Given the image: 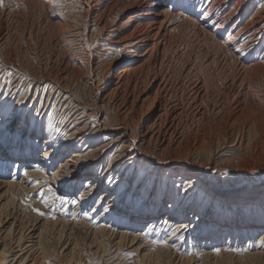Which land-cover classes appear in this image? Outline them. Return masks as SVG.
<instances>
[{"label": "rangeland", "instance_id": "rangeland-1", "mask_svg": "<svg viewBox=\"0 0 264 264\" xmlns=\"http://www.w3.org/2000/svg\"><path fill=\"white\" fill-rule=\"evenodd\" d=\"M101 1L107 2L108 0H100L99 2ZM135 1L122 0V5L118 8H107L104 11L103 5L97 6L103 15L100 19L101 23L96 24L97 19L86 12L87 0L86 2L82 0H3V4L0 5V37L2 38H0V93L4 92V103L8 102L14 91V89L9 88V84L17 73L13 65L8 64L10 58L12 63L30 64L31 69L35 68L36 70L39 66L40 75L49 70V73L52 72V75L57 76L55 72H61L62 68L72 69L73 67L77 69V75L73 76L68 90L77 95L82 106L86 107V114L90 115L89 128L86 132L92 134L91 130L97 126L95 122L97 120L104 123V128H100V131L108 133L106 135L101 134V137L105 139L96 137V140H92L93 146L97 147L100 143L109 142V146L118 150L125 144L124 146L132 152L131 154H145L161 160V167L151 164L152 173L146 180H148V185H151L152 182H156V184L152 185L155 189L151 187L154 195L151 197L148 195L144 200L146 203L156 200L162 187L166 186L179 190L181 182L177 183L176 179H172V176L176 177L174 175L176 168L175 170L170 169L173 167L172 162L174 161L182 163V166L185 162L194 166V169H199V172H202L203 176L205 175V180L208 183L222 184L223 186L240 185L241 188L248 184H253L252 186L262 185L263 187L264 104L262 103L264 102V73L256 75V72H252L255 67L250 71L245 67L260 63L264 66V59L261 58L264 53V36L257 45V49L256 47L250 50L246 47L241 50H233L232 48L235 44H239L253 28L260 25L261 22L259 21L260 23L253 24L243 33L239 31V34L233 35L261 5L264 6V0H246L243 5H236L238 0H226L227 10L235 15L228 25L222 27L218 34L214 33L213 35H209L208 32L214 26L204 31L197 24L202 17L201 15L207 14L206 9L200 7L206 0H202L200 5V0L190 4L188 0H177L178 3L172 2L173 0H161L160 5L154 6L151 12H147L148 17L151 18L150 13L154 11L166 9L173 5L167 15L164 13L158 17L160 20L165 17L166 25L171 22L173 25L169 27L164 40L159 42V47L148 51L146 50L148 47L139 48V52L136 54L144 53L143 57H136L138 55L124 49L127 41L122 42L120 40L115 43L131 30L132 23H127L125 19L136 8ZM147 4L140 6L139 10L144 11V6ZM215 9V14L220 13V18H223L225 12L217 11L218 7ZM181 11L185 14L178 16V12ZM102 26L103 32H100ZM116 27L118 29H115ZM76 28L82 31L83 37L74 38L71 35V32ZM106 34L112 35L110 41L105 39L104 35ZM223 41L226 42V45L222 43ZM245 48L246 50H243ZM127 59L131 60L130 67L133 69L127 71V75V72L125 73L122 79L124 85L122 83L120 88L111 93L113 95L107 100L109 103L106 100L107 103H102L100 100L103 98V93L100 90L106 89L103 78L109 71L113 72L114 67L120 69V63ZM46 61H49V64ZM25 70L23 68L18 74L21 75L19 78L21 79L19 98L24 96L23 99L27 101L26 108L22 105L26 112L33 108L37 110L41 99L43 100L42 104H45L52 87L54 86L56 90L57 86L47 82V85L44 83L39 85L40 88H37L36 82L28 77V71ZM255 81L261 85V94L253 92L255 85L253 82ZM158 83L160 84L158 92L155 91L156 95H153ZM150 84L153 87L151 89ZM195 84L203 88L202 94L199 96H195ZM25 88H28L27 93L24 91ZM250 89L257 101L258 99L261 101L263 98L257 108L251 106L256 100L253 98ZM55 90L51 97L56 95ZM143 93L147 94L141 98L148 95L144 101L138 99ZM13 102L16 104L17 98L8 102L9 109L13 106ZM130 104L131 106L134 105L133 109H128ZM62 106L56 104L53 110L50 106L49 111L45 112L44 118L51 114L53 116L51 118L54 119L58 127H67L64 129L66 132L72 123L69 124L65 121V116L69 113L67 110L62 111ZM174 113L175 116L173 117ZM156 114L158 117H155ZM142 115L144 119L140 120ZM154 120H156L155 128H148L150 131L152 130L151 132L146 130L147 126ZM165 128H167L166 131ZM16 130L15 125H13L10 131L14 134L5 136L4 141L0 142L4 145V148H0V157L4 156V149L15 147ZM59 132L65 136L61 130ZM152 132L154 136L151 138V144L148 147L146 142ZM22 134L24 135L23 139L28 136L31 140L34 138L31 136L32 133L22 132ZM118 136H120L119 140H116ZM88 141L90 140L88 139ZM22 142L24 145L27 143L24 140ZM42 145L48 146L47 143L45 144L44 138L39 137L38 147H29L32 153L35 152V157L39 159H44ZM86 146L84 145V148ZM164 147L167 149L163 151L162 148ZM21 151H24V147ZM66 157L70 158L71 156L65 153L59 159L53 157V163L45 168L44 175L34 172V166H37L35 162L26 165L17 164V168L12 162L0 168V251L5 246L2 264H156L153 263L155 259L150 262L149 258L146 257L163 246L166 250L173 252L175 261L178 257L175 252L185 251L186 248L187 250L180 255L186 258L194 254L192 259L195 262L192 264H222L223 256H226L228 252H232L231 255L236 259L234 264H237L240 256L246 254H259V259L264 257V239L260 238L261 235L258 236L262 231L254 233V236L247 241L244 239L235 240L232 244L221 239L217 244L205 245V240H191L190 231H186L187 228L184 229L183 227L174 233H170L171 229L159 231V227H149L150 223L147 220L140 227H134L132 224L116 226L114 223L126 224L128 222L127 216L121 213L120 208L118 212V208L114 209L116 211L111 218L105 214L100 215L103 211L98 206L93 213L89 211L92 210L90 205H95L98 198H101L99 203L101 206L108 202L109 198L103 195L102 188L97 187L96 192L92 194L94 201H90L89 206L76 204L75 198H78L79 190L84 188V179L80 186L71 185L74 189L71 191V196L67 197L69 202L64 200L65 202L61 205V201L56 200L55 210L50 212V209L41 202L39 192L41 190L47 192L48 187H51L58 196L64 197L63 194L66 192L64 188H70L66 184L68 181L60 177L51 180L48 178V171L55 174L60 173L62 169L58 162L63 161ZM111 157L110 152L105 153L103 165H107ZM3 162L2 160L1 164ZM68 162V164H72L71 161ZM144 166L142 162L126 169L129 172L132 169L133 172L126 189L131 196L136 192V189H133L134 181L143 172ZM119 167L120 165L114 169L113 178H116ZM20 168L28 170H21ZM35 168L41 172L44 169L42 166ZM155 173L156 176H154ZM70 176V180H72L73 174ZM166 176L169 178L167 179ZM176 178L178 179V177ZM20 179L25 181L26 192L19 193L18 190L6 188L5 182L15 183ZM35 181H39V185ZM119 186L122 187L123 185L120 184ZM156 187L159 188V191ZM194 189L196 194L191 197L193 204L200 205L202 203V208L210 207L212 214L222 211L224 207L227 214L231 212V208L228 209L226 206L223 207V204L209 201L210 197L202 195L198 187L194 186ZM49 203L52 202L49 201ZM183 204L182 202L181 206ZM165 208H167L166 205ZM33 209L50 214L39 215ZM81 209L83 211H80ZM255 210L251 209V211ZM262 210V207H258L255 214L263 212ZM251 211L249 212L251 213ZM85 212L89 213L88 217H82ZM244 212H241V215L248 213ZM52 216L55 218H51ZM122 216L123 218H121ZM191 216L194 217V212L188 214V218ZM96 218L98 221L104 222L107 231L105 235L102 232L93 237L95 227L88 228L87 225L84 227L87 221ZM65 220L76 221L78 224L71 234L65 229L59 230L58 225L53 226V223L58 224ZM162 221L163 218L159 219L157 224L163 226L164 222ZM203 222L205 223V221ZM44 223H48L47 231L43 230ZM40 231H43L44 235L50 238L45 239L47 241L45 247L48 250L43 252V256L40 254L39 237H33L37 236ZM20 233H22V238L19 243L23 244L22 247L16 243ZM120 237L121 239L124 238L125 244L117 248ZM153 241H166V245L153 244ZM31 242H36L33 250L26 248ZM9 247L14 249L10 250ZM216 249H219V252ZM228 249H240L241 251ZM115 252H117V258H113ZM131 253H135V255H130ZM27 254L29 256H26ZM207 254L209 255L206 256ZM160 260L162 261V259ZM215 260L217 261L215 262ZM249 264L251 263L249 262Z\"/></svg>", "mask_w": 264, "mask_h": 264}, {"label": "bare ground", "instance_id": "bare-ground-1", "mask_svg": "<svg viewBox=\"0 0 264 264\" xmlns=\"http://www.w3.org/2000/svg\"><path fill=\"white\" fill-rule=\"evenodd\" d=\"M82 1L86 2V0H82ZM87 1L88 2H86L87 3L86 5L88 6V8H87L86 12L88 14H90V16L95 17L97 19L96 24L101 23L100 19L103 15L101 13L102 11H100V8L97 6L103 5L102 9L104 11L105 9L107 10V8L113 9L115 7L118 8L120 5H122V3H121L122 0H108L107 2H105V1L99 2L100 0H87ZM160 1L161 0H136L135 1V7L136 8L133 10V12L131 14H129L127 19H125V21L127 23H130V22L132 23L131 30L125 36H122L121 38H119V40L115 41V43H118L120 40L122 42L127 41L124 49L135 53V55H138L136 57H143L144 56V53L136 54L137 52H139L140 47H148L146 49L147 51L152 50L153 48L159 47V45H160L159 42L164 40L165 35H167L166 32H168L169 27L171 25H173L172 22L169 23L168 25H166L165 17L163 20H160L158 18V17L162 16L164 13L167 15V12H169V9L172 8L173 5L169 6L166 9H159L157 11H154L153 13H150L152 15L151 18L148 17L149 14L147 12H149V11L151 12L153 10L154 6L160 5L161 4ZM197 1L198 0H188V3L189 4L190 3H196ZM172 2L178 3L177 0H173ZM201 2H202V0H200L199 5L201 4ZM146 3H148V4L144 6L145 7L144 11L139 10V7L143 6V4H146ZM226 3H227L226 0H206L203 5H200L201 8L206 9L207 14H202L201 15L202 17L199 19L197 24L200 27H202V29L204 31H205V29H210L211 26H214L212 28V30L210 32H208L209 35H213L214 33L218 34L220 32L219 30L222 29V27H225L226 25H228V23L231 21V19L235 15V14L231 13L229 10H227ZM236 3H237L236 5H243L246 3V0H238ZM191 6H192V4H191ZM216 7H218L217 11L221 10V13L225 12L223 15V18H220V16H219L220 13L215 14V11H216L215 8ZM184 14L185 13H182V11H181V12H178L177 15L181 16ZM133 18H136V20H133ZM257 22H259L260 25L253 28L252 31L247 33L245 35V37L239 42V44H235L234 48H232L233 50H241L244 47H246L248 50L255 48V47L257 49V45H259V43L261 42V38L264 36V6H262V5L246 20L244 25L241 28H239L238 31L236 33H234L233 35H236L237 33L239 34V31H240V33L241 32L243 33V31H245L247 28H249L250 26H252L253 24H255ZM115 29H118V28L116 27ZM100 32H103V26L100 27ZM71 35L74 38L83 37L82 31L79 28L74 29L71 32ZM104 36H105V39L107 41H110L109 39L112 35L106 34ZM129 39H131L132 41L131 40L129 41ZM150 43H151V45L149 46ZM222 43L224 45H226L225 41H223ZM3 44H4V42H3ZM246 48L243 50H246ZM131 58H134V57H131ZM261 58L264 59V53L261 56ZM130 59L129 60L128 59L123 60V62L120 63V66H121L120 69H122V70L114 67L113 72L109 71L107 73L106 77L103 78L104 83H106L104 85V87L106 89L103 88L100 90V92L103 93V98H102V100H100V101H102V103H104L105 100L107 101L108 98L113 95L111 93H114L116 89H118L122 86V83H123L122 79L125 76V73L127 71L133 69V67L132 68L130 67V65H131ZM10 61H9L10 63L8 62V64H12L13 67L15 68V70H17V73H15V78L13 79L12 82H10L11 84H9V88L14 89V91L12 92L11 97L8 99V102L14 101L15 98H17V102L15 104L16 107L22 108V105L19 103V101L24 98V96L19 98V95L21 93L19 91V90H21V87H20L21 79H19V78L21 77V75L18 74V72H20L23 68L26 69L25 71H28V75H29L28 77H30L31 80H34L36 82L37 88H40L39 85L44 84V83H46V85H47V82H49V83L55 84L57 86V89L55 90L54 86L52 87L51 91L49 92V96L47 97L45 104H42V101H43L42 99L40 100L39 106L36 110L37 112L40 113L39 116H37L34 120H31L30 123L26 127H23V128L16 130L15 137H14V139H15L14 146L15 147L4 149V152H5L4 156L0 157V168H3V166H7V164L12 163V162L16 165L15 168H17L19 164H22V165L25 164L26 165V164H29L30 162L31 163L35 162V164L37 166H34V169H35L34 172H38L40 175H44L45 174V171H44L45 168H47L48 165L53 163V160H52L53 157H54V159L56 157H57V159H59L61 156L65 155V153H66L71 157L70 158L66 157L63 159V161L58 162L60 164L59 167L62 169V171H60V173H57V174L48 171L50 173V174L48 173V175H49L48 178H50L51 180L52 179H58L60 177L62 179H66V181H68L66 184H68L70 186V188H68V187L64 188V190L66 192H64V194H63L64 197H61V198L63 200H65L66 202H69V199H67V197L71 196V194H72L71 191L74 189L73 187H71V185L73 184L74 186H80L81 181L84 179L85 181L83 182V185L91 184L92 188L89 189L88 191H85V187L81 188L79 190L78 198H75V200H76V204H81L82 206L83 205L85 206L87 204L89 206L90 201H94L92 194L96 192V190L98 189L97 187L102 188L103 189V192H102L103 195L106 198H109L108 202L106 204H104L103 206H101L99 204L101 201V198H98L96 200L95 205H92V206L90 205L92 210H89V211H91V213H93V211H95V208L98 206L103 211L100 213V215L105 214L106 216L111 218L114 216V212L116 211L114 209L118 208V210H117V212H118V211H120L119 210V208H120L122 210L121 213L124 216H127L128 222L126 224L114 223V225H116V226L121 227V226H125L128 224H132V225H134V227H140V226L144 225L145 221L147 220V222L150 223V224L148 223L149 227H157V228L159 227L158 228L159 231L161 229L162 230L163 229L164 230L171 229L170 233H174V231L177 232L179 228L183 227L184 229L187 228L186 231H190V239L191 240H195V241L196 240H200V241L205 240L204 241L205 245H208L209 243L217 244L221 239L222 240L225 239V241L227 243L230 242L232 244L235 242V240L241 241L244 239L247 241V240H250L254 236V233L261 232V231H262L261 234H259L258 236L261 235L260 238L264 239V185L262 187V185L261 186H259V185L252 186L253 184H248L245 187L241 188L240 185L223 186L222 184L220 185V184L208 183L205 180V175L203 176L202 172H199V169L196 170V169H194V166L189 165L185 162H184V166H182V163L180 164L178 161H174V162H172L173 167H171L170 169L173 168V170H175V168H176L175 172L174 171H171V172L172 173L174 172V175L176 177H178V179L176 177H173V176H172V179L173 180L176 179L177 183L182 182V181H188L189 183H191L193 185V187H192L193 189H190L187 193H184V192H180L178 189L176 190L174 188H170V187L165 186V187H162L160 189L161 192L157 196L156 200H152V202L146 203L144 200L147 198V196L150 195V197H151L154 195L153 194V188L155 189V187H153L152 185L156 184V182L155 183L152 182L151 185L147 184L148 180H146V179L152 173L151 172V170H152L151 164H155V165H158L161 167V165H160L161 160L159 161L158 159L151 158V156L145 155V154H143V155H139V153L131 154L132 152H130L128 149H126V146H124L125 144H123V146H121V148H119L118 150H114L111 146H109L110 145L109 142L108 143L104 142L102 144L100 143L97 147L93 146L94 143H91V142L96 140V137L100 138L101 134L106 135L108 133L100 131V128H104V123L97 121V120L95 121L97 123V126L91 130L92 134H88L86 132L87 129L89 128L88 122H90L89 121L90 115L86 114V107L82 106L77 95H74L73 93H71L70 90H68V87L71 86V81L73 79V76L77 73V69L73 68V67H72V69L71 68L67 69V67H65V68H62L61 72L59 71L60 72L59 75H58L59 72L58 73L55 72V74H57V76L52 75L51 74L52 72L49 73L50 72L49 70L47 73H43L42 75H40L41 72H40V69L38 68L39 66L35 70V68L31 69L29 67L30 64L24 65V64H22V62L21 63H19V62L18 63L17 62L12 63L13 61L11 58H10ZM46 62L49 64V61H46ZM170 62H172V61H170ZM76 66H78V65H76ZM262 67L264 68V66H262L260 63V64L249 65V66H246L245 68L249 69V71L253 70V68H254L255 70L252 72H256L255 74L259 75V74L264 73V69ZM127 74H128V72L126 73V75ZM113 79H115V80L113 81ZM144 80H146V79H144ZM125 82H126V78H125ZM110 83H112V84L110 85ZM253 83H255L254 90L251 88L253 90V92L255 91V92L260 93L261 92L260 83L258 81L257 82L255 81ZM46 85L44 86V88L46 87ZM123 85H124V83H123ZM149 86H150V89L153 88L151 84ZM163 86H164V84H163ZM159 87H160V84L158 83L157 86L155 87L154 93H155V91L158 90ZM12 89H11V91H12ZM202 89H203L202 86H198L197 84H195V86H194L195 96L201 95ZM54 90L57 93L55 96L51 97V95L54 93ZM60 90H62V91H60ZM252 90L250 92L252 93V96L255 99ZM24 91L27 93L28 88H25ZM0 92H1V88H0ZM203 92H204V90H203ZM146 94L147 93L141 94L138 99L139 100L141 99L144 101V98H146V97L148 98V95L145 96L144 98H141V97L143 95H146ZM153 95H156V93ZM3 98H4V92L0 93V110L7 111L10 106H9L8 102L4 103L5 99H3ZM262 99H261V101L259 99H258V101L255 99L256 101L253 102L254 104L252 103L254 106L253 105H251V106L257 108V106H259L261 104L260 102H262ZM124 101H125V99H124ZM107 102H105V103H107ZM123 103H125V102H123ZM56 104L63 105L62 111L67 110L68 113L70 114V115L68 114L67 116H65V121L69 122V124L72 123V125L69 127L68 130H66V132H64V129H66L67 127H65V126H63L62 128L58 127L57 124L54 122V119L51 118V116H52L51 114H49V116L44 118L45 112L49 109V107L52 106V110H53L54 105H56ZM262 104H264V102ZM122 106H123V104H122ZM129 106L130 107L128 109H133L134 105L131 106V104H130ZM29 107H31V105H29ZM259 109H260V107H259ZM52 110H51V112H52ZM261 110H263V109L261 108ZM261 110H259V111L261 112ZM29 111L30 110H28L26 112H29ZM131 111H134V110H131ZM180 111H181V109H180ZM256 111H258V110H256ZM141 113H142V111H141ZM166 113H167V111H166ZM180 114L181 113H179V115ZM201 114H203V113H201ZM174 116H175V113L173 114V117ZM71 117H72V119H71ZM155 117H158L157 114ZM143 119H144V116L142 115L140 120H143ZM146 121H149V120H146ZM155 122H156V120L151 122L147 126L146 130L148 128H150V129L155 128V124H156ZM33 125L35 126V130L33 129ZM100 125H102L103 127L102 126L100 127ZM42 127H43V130H41ZM237 128H239V127H237ZM160 129H158V130H160ZM166 129L167 128H165V131H166ZM59 130H61L63 133H65V136H63L64 134L59 132ZM22 132H24V133L28 132V134L32 133L31 136H32V138L33 137L34 138L31 140V138L28 136V137H25L23 139L24 135L22 134ZM170 133H172V132H170ZM5 136H8V134H6ZM153 136H154V134L152 132V134L149 136V140H147V142H146L147 146L148 145L150 146L151 138H153ZM39 137H42V139L44 138L45 144L46 143L48 144L47 147L42 145V147H43L42 156L44 157V159H39V158L35 157V152L32 153V150H30V148H29L30 146H34L35 148L38 147ZM119 137L120 136H118L116 138V140H119ZM101 138L105 139L104 137H101ZM88 139L90 141H88ZM23 140L27 141V143H25V145H24V142H22ZM3 141H4V139H3ZM84 145L85 146L87 145L86 148H84ZM201 146H202V144H201ZM23 147H24V151H21ZM0 148H4V145L0 144ZM109 148H110V150L108 151ZM174 148H176V147H174ZM162 149L164 151L167 148L164 147ZM176 149H178V148H176ZM109 152H110L112 157L110 158L107 165H103L105 153H109ZM2 160L4 162L1 164ZM68 161H71L72 164H68L69 163ZM142 162L145 165L144 166L145 168L143 169V172H141L138 175V178L134 181L133 189L134 190L136 189V192L131 196V194L130 195L128 194L129 191H127L126 189H127V186L130 182V178H131L130 176L133 175V172L131 171L132 169H130V172L127 171L126 169L129 166L133 167V166H136L137 163L139 165V163H142ZM119 165H120V167L117 169L118 174L116 175V178H113L112 173H113L114 169L116 167H118ZM38 166L44 167L42 172L39 171L37 168H35ZM26 168H28V167H26ZM26 168H20V169L21 170H28ZM84 171H86V172H84ZM71 174H73V176H74V178L72 180H70ZM119 176H120V178L118 179ZM154 176H156V173L154 174ZM167 176H166V178H167ZM24 182L25 181L23 179H20V181H18V182H15V183L14 182H12V183H6L5 182V184H6L7 189H15V190H18L19 193H24L27 191L26 186L24 185ZM120 184H122L123 186L120 187L119 186ZM194 186L198 187V189L202 192V195L210 197L209 201H215V203H217V204H223L222 205L223 207L226 206V208H228V209L231 208V212H228V214H227L226 209H224L225 208L224 207L222 211L214 212V214H212L213 212L210 210V207L208 208L206 206L205 208H202L201 207L202 203H200V205L193 204L192 203L193 200H191L192 199L191 197H193L196 194ZM151 187H153V188H151ZM157 188L158 187H156V189ZM157 190L159 191V188ZM82 196L84 198H81ZM182 202L184 203L182 205L183 207L181 206ZM165 205L167 206V208H165ZM258 207H262L263 212H261V213L258 212V214H255ZM217 208H219V207L217 206ZM236 208H238V209H236ZM252 208L256 209V210L251 211ZM188 210H190V211H188ZM80 211H83V210L81 209ZM89 211H86V212H89ZM239 211H241V212L246 211L244 213H247V212L248 213L246 215H243V214L241 215V212H239ZM249 211H251V213ZM86 212L82 214V217H88L89 213H86ZM193 212H194V217L191 216L190 218H188V214H191ZM93 216H95V215H93ZM121 218H123V216ZM162 218H163L162 222H164V225L160 226L157 224V222L159 219H162ZM203 221H205V223ZM0 222H1V219H0ZM47 225H48V223H44V228H43L44 231L45 230L47 231V229H48ZM56 225L59 226V230L65 229V230L69 231V233L71 234L73 232V230L76 229V226L78 224L76 221L65 220V221H60L58 224L53 223V226H56ZM86 225L89 226L88 228H92V226L95 227L93 234H92L93 237L97 234L102 233V232H103V235H105L107 232L106 227L104 226V222L98 221L97 218L94 220L87 221L84 224V227H87ZM21 234L22 233H20V235L18 236V240L16 241V243L18 246L22 247L23 244L19 243L20 242L19 240H21V238H22ZM33 237L34 238L39 237L38 240L40 242V245H39L40 254L43 256L44 255L43 252H46L48 250V249L46 250L47 247H45L46 242H47L46 240H47V238L48 239H50V238L47 237V235H44L43 231H40L37 234V236H33ZM121 237H120V241H119L117 248H119L120 246L125 244L124 238L121 239ZM125 240H126V238H125ZM34 245H36V242H31V244H29L28 246L26 245L27 247L26 246L25 247L29 250L30 249L33 250L32 248L34 247ZM9 248H10V250L14 249L11 247H9ZM105 249H106V247H105ZM181 249H183L182 246H181ZM186 250L187 249L185 248V251ZM185 251H182V252H185ZM182 252H179V251L175 252V255L178 256L176 259L177 261H175V258L173 257V252H171L168 249L166 250L165 247L163 246V247H159L156 252H154L153 254H150L146 258H149L150 262H153L151 260L155 259V261L153 263H156V264H192V262H195V260L192 259V257L194 258V254H191V255H189V257L185 258V257H182L180 255ZM116 253L117 252L114 253L113 258L118 257L116 255ZM3 254H5V246L3 247V250L0 251V264H2V262L4 260ZM231 254H232V252H228L226 254V256H223L224 260H223L222 264H234L236 262L235 261L236 259ZM106 255H108V254H106ZM208 255L209 254H207L206 256H208ZM258 255L259 254L253 253V254H249V255L246 254L242 257L240 256L237 264H240V263L241 264H249V262L251 264H264V257H261L259 259ZM26 256H29V254H27ZM24 258H21V259L23 260ZM160 259H162V261ZM260 260H261V263H260ZM216 261L217 260H215V262Z\"/></svg>", "mask_w": 264, "mask_h": 264}, {"label": "snow or ice", "instance_id": "snow-or-ice-1", "mask_svg": "<svg viewBox=\"0 0 264 264\" xmlns=\"http://www.w3.org/2000/svg\"><path fill=\"white\" fill-rule=\"evenodd\" d=\"M3 4V0H0V5ZM31 97L29 96V99ZM21 105L24 106V108L27 107V101L24 99H21L19 101ZM24 108H18L15 106V102H13V106L7 110L3 111L0 110V142L3 141L4 137L6 134L12 135L10 130L13 125H15L16 129H20L23 127H26L31 120H34L37 116H39V112H37L35 109L30 110L29 112H25ZM33 129L35 130V126L33 125ZM43 130V127L41 128ZM27 175V173H25ZM37 185H39V181H35ZM85 191H88L89 189L92 188L91 184H86L84 185ZM193 185L189 183L188 181H182L179 185V191L187 193ZM41 202L45 205V207H48L51 211L55 210V201L60 200L61 205L65 202L60 196H58L55 192H53L51 187H48L47 192H44L41 190L39 192ZM81 198H84L83 196ZM51 201L52 203H49ZM75 202V201H74ZM34 211L37 212L39 215H49L50 213H43L40 212L38 209H33ZM51 218H55L52 216ZM153 244H164L166 245V241H153ZM232 251H237L240 252V249H228ZM217 252H219V249H216ZM130 255H135V253H131Z\"/></svg>", "mask_w": 264, "mask_h": 264}]
</instances>
